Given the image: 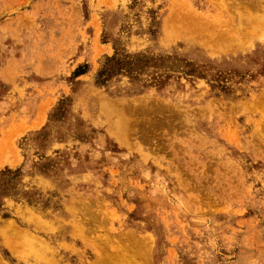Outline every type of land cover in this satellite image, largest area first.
<instances>
[{
  "label": "rangeland",
  "instance_id": "1",
  "mask_svg": "<svg viewBox=\"0 0 264 264\" xmlns=\"http://www.w3.org/2000/svg\"><path fill=\"white\" fill-rule=\"evenodd\" d=\"M0 264H264V0H0Z\"/></svg>",
  "mask_w": 264,
  "mask_h": 264
},
{
  "label": "bare ground",
  "instance_id": "2",
  "mask_svg": "<svg viewBox=\"0 0 264 264\" xmlns=\"http://www.w3.org/2000/svg\"><path fill=\"white\" fill-rule=\"evenodd\" d=\"M188 15V14H187ZM187 15H185V17H187ZM189 16H191V15H189ZM181 17V16H180ZM179 17V18H180ZM183 20H185V19H183ZM188 20V18L186 19V21ZM189 21V20H188ZM187 21V22H188ZM184 22V21H183ZM193 22V21H192ZM200 22H202V21H200ZM203 23V22H202ZM185 24V23H184ZM187 25V24H186ZM197 25H199V23L197 24ZM192 26V25H191ZM200 26V25H199ZM202 26V25H201ZM195 27V26H194ZM188 28V27H187ZM200 28V27H199ZM205 28V27H204ZM195 30V29H194ZM193 31V30H192ZM198 31H200L201 32V30L199 29ZM192 33V32H191ZM199 33V32H198ZM212 35V34H211ZM225 37H228V36H225ZM229 38V37H228ZM9 241V240H8ZM11 241V240H10ZM14 241H12L11 243H13ZM14 244V243H13ZM13 247V246H12Z\"/></svg>",
  "mask_w": 264,
  "mask_h": 264
}]
</instances>
